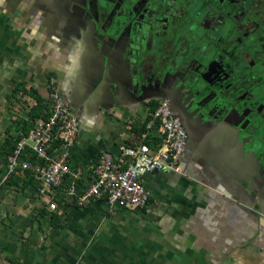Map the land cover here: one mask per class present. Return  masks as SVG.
I'll return each instance as SVG.
<instances>
[{"label":"crops","instance_id":"0c3cea01","mask_svg":"<svg viewBox=\"0 0 264 264\" xmlns=\"http://www.w3.org/2000/svg\"><path fill=\"white\" fill-rule=\"evenodd\" d=\"M0 18L8 21L0 27V100L10 82L46 97L48 78L55 77L81 117L74 167L144 141L150 113L171 97L176 73L199 53L190 47L141 50L123 36L102 47L76 46L58 27L52 35L33 19L26 18L24 28L10 13ZM108 34L112 29L93 35ZM174 53L189 60L180 65ZM218 105L206 119H188L181 170L145 178L153 197L143 211L112 209L105 200L63 206L60 199L62 208L50 212L33 177L4 179L11 150L0 114V264H264V151L257 132L249 131L247 113ZM158 133L152 142H159Z\"/></svg>","mask_w":264,"mask_h":264},{"label":"built area","instance_id":"2783aa9c","mask_svg":"<svg viewBox=\"0 0 264 264\" xmlns=\"http://www.w3.org/2000/svg\"><path fill=\"white\" fill-rule=\"evenodd\" d=\"M42 104L47 106L46 118L14 117L6 140L16 141V145L7 158L4 179L33 177L39 184L37 194L50 212L62 208L60 199L63 206L86 208L105 200L112 209L143 211L153 197L145 178L181 170L189 136L169 98L160 100L150 113L144 141L121 148L117 155L103 151L88 167H74L71 162L81 117L70 100L53 83ZM22 118L33 123L27 134L19 128ZM156 131L159 142H152Z\"/></svg>","mask_w":264,"mask_h":264},{"label":"rangeland","instance_id":"374dc122","mask_svg":"<svg viewBox=\"0 0 264 264\" xmlns=\"http://www.w3.org/2000/svg\"><path fill=\"white\" fill-rule=\"evenodd\" d=\"M117 1L118 0H0V13H10L14 18L19 14L22 18H19V20L18 17H16L15 19L24 28L26 27V18L29 20L33 19V21L31 20L33 25H37V22L39 21L38 28H42L44 32H52V35H56V31L59 28V33L63 35L65 42H69L68 44L73 41L72 43H75L76 46L83 43V47H93V44L97 42L99 47H102L106 42L111 41L110 38H103L101 35L98 38L93 34L95 31L97 32V29L100 31L105 30L106 32L107 30L112 29L107 27H111L110 21L112 18H115L119 9L122 8V3ZM127 1L129 2L128 6L130 7L126 10V13L129 16H133V21L135 22L132 31L131 47H137L138 49L141 48V50L143 47H146L149 41V28L155 26L158 29H166L167 26L160 22H168L169 24L168 17L176 18L171 22V35H165L166 38H164L165 36H162V34L159 33L160 31L157 32L159 37L156 36L155 39L156 47H174V45H176L175 47H201L210 41L204 36L205 29L201 26H196L201 22L199 18H197L199 12L207 7V2L205 1L201 0L195 5L191 16L187 18V20L183 19L182 26H179L181 17H176L178 15L176 12L181 13L178 10V4L183 3L184 0ZM191 5L192 4L189 5V11H192ZM183 10L185 9L183 8ZM157 11H161L158 16L156 15ZM211 14H213V12L210 10V15ZM214 16L217 15L214 14ZM2 21H5V24L8 22L7 20L0 18V27L3 26ZM213 21L214 24L216 23L215 29H217L220 36H222V31H220L219 28L222 30L224 27L228 26L230 28L232 26L231 21L222 22L221 18L213 19ZM204 24H209V20L206 19ZM8 25H13V27H15L14 23H8ZM3 29H6L5 25ZM261 32L264 33V27H262ZM185 34L186 36L184 39L183 37ZM225 36L227 40L233 38V36L227 34H225ZM129 37H131V35ZM11 40L14 39L12 38ZM50 40L52 41V39ZM15 42H17V40H15ZM251 42L249 41V43ZM257 51L259 52V50ZM210 55H213V52ZM241 55L242 54L237 55L236 57L231 56L228 61L220 62L221 73L217 75L219 78L217 77L216 79H213L209 75L205 76L207 80L206 83L203 84L205 85L207 93H211V90L215 88L225 94H228L230 89L233 88L235 91H237L238 88L247 91L250 86L248 92L252 98L251 101H245V99L242 98V94L238 91L237 93L232 91L235 95L230 94L232 95L233 103H235L234 101L239 102V104L234 105V108L236 106V110L239 112L243 111L242 108H244L246 104H249V106H255L257 103L255 107H258L259 100L263 101L262 104L264 105V74L260 76L263 79V82L259 84H256L260 82V80L255 78V76L249 73L245 75V69H247L246 66L250 64L252 65L254 58ZM256 55L260 56L259 53ZM174 59H177L178 61L180 60L178 53H174ZM223 72H225V76ZM202 77H204V75H202ZM240 77L242 78L240 79ZM48 80L49 92L53 83L57 87L58 82L53 76H50ZM215 81L217 82L215 83ZM249 83L250 85H248ZM10 84V87H8V90H10L9 94L5 95V99L0 100V103L2 102V104H0V114H3L2 118L8 125L4 130V133L8 131L11 132L10 128L13 125L12 122H14V117L20 118L25 117L27 114H31L33 109H35L34 107L32 108V105L37 101L38 97H41L38 90L34 89L29 92L28 90L30 89H25L23 86L14 85L12 82H10ZM251 84L256 85L251 86ZM245 87H247V89ZM16 88H18L20 92H14V89ZM261 113L264 114L263 109ZM253 119L254 124L257 123L255 130L258 133H256V135L259 137L255 142L260 144L261 148L259 147V150L264 151V142H261L260 139L264 137V119L258 116L253 117ZM9 123H11V126ZM1 127L3 126L0 125V130L2 131L3 128ZM0 153L3 156L2 150H0ZM12 264H14V262Z\"/></svg>","mask_w":264,"mask_h":264},{"label":"flooded vegetation","instance_id":"af4514ba","mask_svg":"<svg viewBox=\"0 0 264 264\" xmlns=\"http://www.w3.org/2000/svg\"><path fill=\"white\" fill-rule=\"evenodd\" d=\"M201 0H184L183 3L178 4L179 8L178 10L181 13L176 12V14H178L176 17H181L180 19V24L179 26H182V22L183 19L187 20V18H189L195 8V5L200 2ZM207 2V7L206 9H203L202 11L199 12L198 17L199 20L201 21L200 24L196 25V26H201L205 29V35L210 41L208 43H205L204 46L201 47H190L192 48H197L199 49V53L196 52L195 54H191L190 57L194 59L193 64H191V66H187L186 70L184 72L181 73H176V78L175 81L173 82L175 86V84L179 81L178 85L176 86V89H179L178 87H181L180 90L177 92L175 90H173L172 92H170V96L173 97L175 99V102L178 104L177 107H179L181 110H179V114L176 113L174 111V107H173V102L174 100L171 97H166L169 98L171 101V106L173 111L182 119L185 128L187 130L188 136H189V141H190V133L188 131V119H206L205 115L210 114L208 113L209 110L207 111H201V112H196V108H187L188 105L193 102V100L190 98L194 97V93L197 90L196 85H192L189 84V81L192 77H197L198 74H196L199 69H200V65H201V74L204 75V79L201 80L198 84V86H201L203 89H205V84L206 83V78L205 76H211V78L216 79L219 73H221V67H220V62L222 61H228L231 56L236 57L237 55L242 54L243 56H249L254 58V61L252 62V65H248L246 66L247 69H245V75H247V73L255 76V78L259 79L260 82L256 83L259 84L261 82H263V79L260 77L262 76V74H264V33H262V27H264V0H202ZM117 2H121L122 3V8L119 9V11L117 12L115 18L110 21V25L111 27H107V28H114L116 23H117V17L118 15H120L121 13L123 14V16L126 17V27H124L122 29V36H123V40L122 41H127V43H129L130 47H131V41H132V31H133V26H134V17L133 16H129L126 13V10L129 9L130 6L129 2L127 0H118ZM192 4V11H189V5ZM228 6V7H226ZM112 8V6H111ZM110 8V9H111ZM183 8L185 10H183ZM187 9V10H186ZM210 10L213 12V14L210 15ZM188 11V12H187ZM161 13V11H157L156 15L158 16ZM214 14H216L217 16H214ZM222 22H226V21H231L232 26L229 28L224 27L222 28V30L219 28L220 31H222V36L219 35L217 29H215L216 27V23L214 24L213 19H220ZM236 17V18H235ZM169 19V24L168 22H160L161 24H164L167 26L166 29H158L157 27H150L149 28V41L148 44L146 45V47H156V36L159 37V35H157V32L161 33L162 36H169L171 35V22L174 21L176 18L174 17H168ZM208 19L209 20V24H204L205 20ZM229 23V22H228ZM176 33V32H174ZM225 34L229 35V36H233V38H230V40H227ZM131 35V37H129ZM113 34H108V37L110 38L111 41H113ZM166 36L164 38H166ZM186 34L184 35V39H185ZM122 38V37H121ZM257 39V40H256ZM249 41L251 43H249ZM162 44V43H161ZM176 45H174L175 47ZM216 46V47H213ZM187 47V46H184ZM190 49V50H191ZM213 49V50H212ZM259 50V52L257 51ZM213 52V55H210ZM257 53L260 54L256 55ZM171 54V53H170ZM248 54V55H246ZM241 55V56H242ZM187 56V55H186ZM185 58H181L180 61V65L181 64H185L187 63L188 56ZM207 61H203V59L205 58ZM210 56V59H209ZM259 56V57H258ZM195 57H198L199 60H197ZM225 57V58H224ZM168 59H172L168 58ZM209 59V60H208ZM173 60H177L174 59ZM172 60V62H173ZM178 62V61H176ZM243 62V61H242ZM244 64V63H243ZM170 70H173L171 67H169ZM176 71H174L175 74ZM188 73H189V77H188ZM169 74H171L169 72ZM224 76H225V72H223ZM222 74V75H223ZM227 74V73H226ZM221 75V76H222ZM219 78V77H218ZM242 77H240L241 79ZM217 81H215L216 83ZM256 84H251L252 85H256ZM250 85V83L248 84ZM250 87V86H249ZM249 87L247 89V87H245L247 89V91H245V89H240L238 88L237 91L239 93L242 94V98L245 99V101H251V96L249 94ZM211 95L210 98H215L218 100L220 107L225 106V104H221L222 101H224V99H226L228 97L229 102L234 105L239 104V102L234 101L235 103H233V98L232 95L230 94H234L237 93V91L233 89H230V92L228 94L223 93L224 96H220L218 93L221 92L219 90H217V92L213 91V89L211 90ZM232 91H235L232 92ZM230 95V96H229ZM177 96L179 97V100H177ZM232 99V100H231ZM180 100H183L182 102ZM185 101V103H184ZM198 103H199V99H197ZM263 101L258 102V107H255L257 105V103L255 104V106H249V104H246L243 109V111H241L242 113L245 112L247 113V120L249 121L248 124H251V128H250V133L256 131L255 128L257 127V123L254 124V119L253 117H261L262 119H264V114L261 113L262 109L264 110V105L262 104ZM175 104V103H174ZM218 105V106H219ZM214 105L211 106V110L213 109ZM217 109V108H216ZM236 109V106H235ZM195 113V114H194ZM205 114V115H204ZM260 127V126H258ZM245 131V130H244ZM248 131V132H249ZM247 134V131H245ZM257 132V131H256ZM189 143V142H188Z\"/></svg>","mask_w":264,"mask_h":264},{"label":"trees","instance_id":"16d2710c","mask_svg":"<svg viewBox=\"0 0 264 264\" xmlns=\"http://www.w3.org/2000/svg\"><path fill=\"white\" fill-rule=\"evenodd\" d=\"M126 17L123 16V14L121 13L118 17H117V23L115 25V27L112 29V34L114 35L113 38H119L120 36H122V29L124 27H126ZM29 92L33 91L32 89L28 90ZM14 92H20V90L18 88H16L14 90ZM26 92V91H25ZM44 98L42 95L41 97H38L37 99V104L34 107L35 109H33L32 113L29 114L28 116L31 119H34L36 117H43L46 118L47 117V113L45 112V109L47 108L46 105L42 104V102L44 101ZM33 126V123H30L29 121L25 120L24 118H22L20 120V129H23L25 131V133L27 134L29 132V130L31 129V127ZM7 146L8 148L11 150L8 153V156L11 155L14 151L15 145H16V141H10L7 140ZM140 143V142H139ZM137 144V143H136ZM133 145V144H130ZM7 156V158H8Z\"/></svg>","mask_w":264,"mask_h":264},{"label":"water","instance_id":"95a60500","mask_svg":"<svg viewBox=\"0 0 264 264\" xmlns=\"http://www.w3.org/2000/svg\"><path fill=\"white\" fill-rule=\"evenodd\" d=\"M155 49L154 47H151V50ZM197 60H199L198 57H195ZM225 58V57H224ZM209 59H210V56H209ZM208 59V60H209ZM203 61H207L206 59V56L205 58L203 59ZM200 69H201V65H200ZM199 69V71L196 73L198 74L197 77H192L189 81V84H192V85H196V88L198 91H196L194 93V97L190 98V100L192 99L193 102H191L187 108H196V112H201V111H207V110H210L211 109V106L212 105H218V100L215 99V98H210V95L211 93H207L205 89H203L201 86H198L199 82L201 80L204 79V77H202V72L201 70ZM189 73H188V77H189ZM179 81L175 84V87L178 85ZM213 91L217 92V90L214 88ZM218 93V92H217ZM220 96H224L223 95V92H219L218 93ZM197 99H199V103L197 101ZM221 104H225V106L227 107L228 105V98L224 99V101L221 102ZM233 106H231V109H232Z\"/></svg>","mask_w":264,"mask_h":264}]
</instances>
